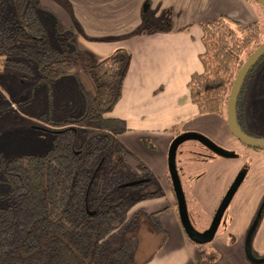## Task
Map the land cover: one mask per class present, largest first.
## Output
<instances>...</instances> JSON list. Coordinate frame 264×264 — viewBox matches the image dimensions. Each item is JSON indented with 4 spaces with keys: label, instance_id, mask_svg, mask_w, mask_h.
I'll return each instance as SVG.
<instances>
[{
    "label": "crops",
    "instance_id": "1",
    "mask_svg": "<svg viewBox=\"0 0 264 264\" xmlns=\"http://www.w3.org/2000/svg\"><path fill=\"white\" fill-rule=\"evenodd\" d=\"M39 3L45 10L39 12V18L53 47L59 46L58 31H67L72 33L79 51L89 55V61L106 58L119 48L130 54L121 99L105 117L125 121L128 129L117 138L134 157V165L143 164L163 191L160 197L140 202V208L147 213L167 206L172 210L161 218L168 235L164 247L144 264H251L245 252L246 239L264 203V151L251 149L235 138L227 113L201 114L191 99L188 84L192 75L204 72L200 57L205 46L200 24L222 16L243 25L260 23L263 8L249 0H39ZM165 14L171 27L158 25ZM187 26L190 29L185 31ZM79 71L88 93L79 80ZM30 78L31 75L16 70L4 68L0 72V159L47 153L53 135L40 124L79 117L85 109L86 96L95 92L94 81L82 65H76L73 74L50 85ZM255 93L247 94L248 105L244 103L239 112L241 128H248L246 109L260 110L263 106L262 95ZM187 132L203 134L235 154L219 156L198 141L193 144L187 141L178 149L177 167L189 216L198 231L209 228L237 176L246 172L215 239L206 247L218 254L215 262L202 260L197 246L187 239L169 180L170 145ZM145 242L146 246L150 244L149 239ZM251 248L253 254L264 257V213L253 233ZM147 249L149 246L141 248L143 259L150 254Z\"/></svg>",
    "mask_w": 264,
    "mask_h": 264
},
{
    "label": "trees",
    "instance_id": "2",
    "mask_svg": "<svg viewBox=\"0 0 264 264\" xmlns=\"http://www.w3.org/2000/svg\"><path fill=\"white\" fill-rule=\"evenodd\" d=\"M40 11L45 10L39 0H0V72L5 68L30 75L32 67L38 82L50 85L82 65L94 81L95 92L86 96L79 117L51 121L66 128L52 133L53 145L46 154L2 162L0 184L8 188L0 196L6 202L0 206V264H144L164 247L168 235L161 218L172 210L167 206L147 213L138 208L128 219L137 204L163 195L156 179L143 164L134 165V157L117 138L128 129L125 121L105 117L121 99L130 54L119 48L106 58L89 61L67 31H58L60 49L55 50ZM200 26L204 72L191 77V99L201 114L223 115L238 72L264 44L262 25H243L222 16ZM263 60L264 55L240 90L238 121L243 104L248 105L247 94L254 91L255 82L251 86L247 81ZM169 180L174 192L170 175ZM263 213L264 203L253 225H258ZM19 221L24 222L21 230ZM186 237L197 246L202 260L218 259L206 245ZM145 239L150 241V254L143 259L141 248L148 247ZM254 256L264 264V257Z\"/></svg>",
    "mask_w": 264,
    "mask_h": 264
},
{
    "label": "water",
    "instance_id": "3",
    "mask_svg": "<svg viewBox=\"0 0 264 264\" xmlns=\"http://www.w3.org/2000/svg\"><path fill=\"white\" fill-rule=\"evenodd\" d=\"M257 3L264 7V0H255ZM264 55V44H262L245 62L242 66L240 71L238 72L236 79L233 83L232 90L229 96V101L227 105V122L232 134L235 136L237 140H239L244 145L251 147V148H262L264 149V139L256 138L250 136L246 132L242 130L238 123L237 117V106H238V99L240 90L243 86V83L251 71L252 67L257 63L259 59L262 58ZM198 141L199 143L203 144L206 148H208L213 153L222 156V157H234L235 154L226 150L225 148L219 146L214 141H212L207 136L196 133V132H187L182 135L177 136L170 145L169 153H168V165H169V175L172 181V186L174 189V193L177 200L178 205V214L183 226V229L186 235L195 243L200 245H206L211 243L220 228L222 219L227 211L231 201L233 200L235 194L237 193L238 189L240 188L241 184L243 183L246 172H241L230 189L228 190L226 196L224 197L223 201L221 202L212 222L208 229L205 231H198L193 226L187 206V200L185 197V193L183 190L182 182L180 179L178 167H177V153L179 147L187 142V141ZM142 181L128 183L125 186H134ZM257 224H254L250 231L248 232L247 239H246V256L250 262L255 264H260L261 260L257 259L251 248V240L253 233L256 229Z\"/></svg>",
    "mask_w": 264,
    "mask_h": 264
},
{
    "label": "rangeland",
    "instance_id": "4",
    "mask_svg": "<svg viewBox=\"0 0 264 264\" xmlns=\"http://www.w3.org/2000/svg\"><path fill=\"white\" fill-rule=\"evenodd\" d=\"M264 10V9H262ZM261 18H260V24L262 25V29H263V39H264V14L260 15ZM168 14H165L163 15L162 19L160 22H158V25H165L164 27H171V24H168ZM163 23V24H162ZM51 41V39H50ZM60 40H59V46L54 47L55 50H59L60 49ZM53 42L51 41V44ZM53 45V44H52ZM4 69V68H1V70ZM22 73V72H20ZM24 74V73H22ZM30 75L32 76V78H30L31 80H34V79H39L37 74H36V71L34 70V68L31 67V73ZM78 77H79V80L81 81V84L83 86V89L85 90L86 93L89 92L87 86H86V83H85V78L84 76L82 75V73H80V71L78 72ZM255 82V83H254ZM248 84H251V86L253 85L254 83V86L252 88V90H254L256 93V95H262V98L260 101V105H263L262 108L260 110H258L257 108H255L254 110H252L251 108H247V112H248V115H249V122H248V131L256 138H260V139H264V60L259 62V64L255 67L254 71L252 72V77L248 79L247 81ZM13 108L18 110V106L13 104ZM41 126L43 127H46L47 130H49L51 133L57 131V130H62V129H65L66 127H56L54 126L51 121L49 122L48 120H46L45 122H42L40 124ZM77 128V126H76ZM53 135V134H52ZM189 143L188 144H193L197 141H188ZM52 145H53V142H52ZM52 148V147H51ZM205 149H207L206 147H204ZM259 151H263L261 149H258ZM46 154V153H45ZM44 155V154H43ZM7 159H4V158H1L0 159V173H1V166H2V162L5 161ZM6 188L7 185L5 184H0V196H4L5 193H6ZM159 202V201H158ZM6 205V202H3V200H0V206H5ZM138 208H140V205L137 204L133 209L132 211L128 214V219L131 220V218H133V215L138 211ZM145 209H147L145 206H144ZM203 219V218H202ZM194 221H196L194 219ZM20 222V221H19ZM197 222V221H196ZM195 222V225L196 224ZM24 226V222H20L19 223V230L22 229V227ZM201 227V225L199 226ZM200 229V228H199ZM210 243L206 244V247L209 246ZM18 264H31L29 262H25V261H21L20 263Z\"/></svg>",
    "mask_w": 264,
    "mask_h": 264
},
{
    "label": "flooded vegetation",
    "instance_id": "5",
    "mask_svg": "<svg viewBox=\"0 0 264 264\" xmlns=\"http://www.w3.org/2000/svg\"><path fill=\"white\" fill-rule=\"evenodd\" d=\"M241 127V126H240ZM242 130H243V128H242ZM245 130H247L248 131V129H246L245 128ZM244 131V130H243ZM245 132V131H244ZM249 132V131H248ZM250 133V132H249ZM248 134V133H247ZM251 134V133H250ZM250 136H252V135H250ZM254 137V136H253ZM249 148H251V147H249ZM251 149H256V148H251ZM256 150H258V149H256ZM264 151V150H263ZM141 181V180H140ZM133 182H138V181H133ZM143 182V181H142ZM141 182V183H142ZM130 183H132V182H130ZM139 184V183H138ZM175 194V193H174ZM191 220V219H190ZM223 220V219H222ZM184 230V229H183ZM185 232V231H184ZM186 234V233H185Z\"/></svg>",
    "mask_w": 264,
    "mask_h": 264
}]
</instances>
